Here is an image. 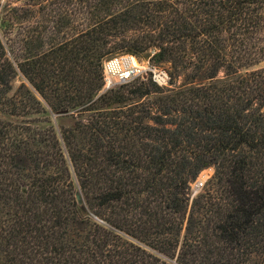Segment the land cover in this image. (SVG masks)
<instances>
[{"label":"trees","instance_id":"16d2710c","mask_svg":"<svg viewBox=\"0 0 264 264\" xmlns=\"http://www.w3.org/2000/svg\"><path fill=\"white\" fill-rule=\"evenodd\" d=\"M145 53L166 86L103 90ZM260 253L264 0H0V264Z\"/></svg>","mask_w":264,"mask_h":264},{"label":"rangeland","instance_id":"374dc122","mask_svg":"<svg viewBox=\"0 0 264 264\" xmlns=\"http://www.w3.org/2000/svg\"><path fill=\"white\" fill-rule=\"evenodd\" d=\"M149 53H145L142 55H137V56H130V55H124L122 57H118V61L111 64L108 66V80L111 82L113 85H117L118 82L120 81V77L125 73V72H130V70H138V72L134 74L143 73L147 71L150 66L149 60H145L149 57ZM132 57V58H131ZM160 71H166L164 67H160ZM20 81H16V86H19ZM105 89V88H104ZM213 175V168H208L203 170L196 181H201L204 183L203 187L201 190H194V184H191L190 188V193L191 196H197L198 194L202 193L204 190L207 189V183L211 179ZM252 262L251 264H264V253H260L252 257Z\"/></svg>","mask_w":264,"mask_h":264},{"label":"built area","instance_id":"2783aa9c","mask_svg":"<svg viewBox=\"0 0 264 264\" xmlns=\"http://www.w3.org/2000/svg\"><path fill=\"white\" fill-rule=\"evenodd\" d=\"M117 61H118V58H113V59L105 62L103 65V76H104L103 90L104 91H107V90L116 86V85L111 84V82L108 80V70L109 69L107 70V68H108V66H110L111 64H113ZM159 69H160V67H154L151 65L150 68L143 73L139 72L138 74H134V73L138 72V70H130V72H125L120 77V81L118 82L117 85L125 83L134 77L150 74L151 79L155 84H157L158 86H161V87L166 86L168 83V80H169L168 74L166 71H160ZM203 185H204L203 182L196 181L194 184V190H201Z\"/></svg>","mask_w":264,"mask_h":264},{"label":"water","instance_id":"95a60500","mask_svg":"<svg viewBox=\"0 0 264 264\" xmlns=\"http://www.w3.org/2000/svg\"><path fill=\"white\" fill-rule=\"evenodd\" d=\"M76 201L80 204L81 203V200H80V196L77 194L76 195Z\"/></svg>","mask_w":264,"mask_h":264}]
</instances>
